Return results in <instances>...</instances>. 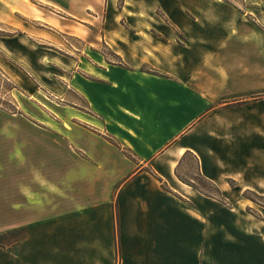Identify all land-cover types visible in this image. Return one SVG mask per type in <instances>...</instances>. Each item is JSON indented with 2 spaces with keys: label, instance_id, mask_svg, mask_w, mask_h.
<instances>
[{
  "label": "crops",
  "instance_id": "obj_1",
  "mask_svg": "<svg viewBox=\"0 0 264 264\" xmlns=\"http://www.w3.org/2000/svg\"><path fill=\"white\" fill-rule=\"evenodd\" d=\"M133 11L105 25L119 62L73 77L97 121L38 131V163L0 148V235L23 231L0 264H264V218L238 205L264 196V34L223 0ZM187 157L221 201L179 178Z\"/></svg>",
  "mask_w": 264,
  "mask_h": 264
},
{
  "label": "rangeland",
  "instance_id": "obj_2",
  "mask_svg": "<svg viewBox=\"0 0 264 264\" xmlns=\"http://www.w3.org/2000/svg\"><path fill=\"white\" fill-rule=\"evenodd\" d=\"M138 1L152 3V0H0V69L11 80L0 79L3 153H7L10 143L16 144L17 153L26 146L32 150L33 162L36 159L38 163L39 148L54 146L53 140L39 137L38 131L68 130L74 123L91 126L97 121V116L85 109L86 101L74 92L73 77L89 79L92 73L103 74L106 63L119 62L102 39L105 25L115 20V24L126 26L123 17L135 13ZM223 1L239 6L264 34V0ZM261 97L264 96L258 99ZM73 115L80 116L79 121ZM19 159L23 160L24 155H18ZM179 168L177 175L181 179L204 188L206 196L222 200L219 188L200 177L191 157ZM242 197L245 201L238 203L241 208L256 218H264V196L245 190ZM19 238L7 231L1 234L0 245L8 248Z\"/></svg>",
  "mask_w": 264,
  "mask_h": 264
},
{
  "label": "trees",
  "instance_id": "obj_3",
  "mask_svg": "<svg viewBox=\"0 0 264 264\" xmlns=\"http://www.w3.org/2000/svg\"><path fill=\"white\" fill-rule=\"evenodd\" d=\"M225 2H226V3H229V4H231V5H233L235 8L239 9L240 11H242V9H241L239 6H237V5H235V4H232V3L228 2V1H225ZM263 32H264V31H263ZM143 71H145V70H143ZM145 72L150 73V74H153V75H157V74H158L157 72H155V71H153V70H146ZM1 77H3V80H2V81H4V80H7L8 82L11 81V80L5 75V73L0 69V79H1ZM14 88H15V87H14ZM200 177H201L204 181H206L207 183L210 182V181H208L207 179L203 178L202 176H200ZM179 178H180V177H179ZM180 179H181V178H180ZM181 180L184 181L183 179H181ZM184 182L187 183V184L192 185L193 187H195L196 189H198V190H199L200 192H202V193L206 192V190H205L204 188H202V187L196 186V185L191 184V183H188V182H186V181H184ZM210 183H211V182H210ZM217 190H218V189H217ZM218 192H219V191H218ZM219 194H220V192H219ZM208 197L215 198V199L219 200L217 196H208ZM10 233H12L13 235H15V238L20 237L19 240H20L21 237L23 236V232H22L21 230H14V231H11ZM0 237H1V235H0ZM19 240H18V241H19ZM18 241L14 242L13 245L17 244ZM0 247L4 248L2 245H0ZM4 249H6V250H11L9 247H8V248H4Z\"/></svg>",
  "mask_w": 264,
  "mask_h": 264
}]
</instances>
